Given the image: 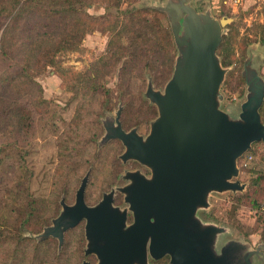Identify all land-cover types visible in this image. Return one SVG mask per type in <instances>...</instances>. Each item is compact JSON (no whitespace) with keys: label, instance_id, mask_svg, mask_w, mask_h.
I'll return each mask as SVG.
<instances>
[{"label":"rangeland","instance_id":"374dc122","mask_svg":"<svg viewBox=\"0 0 264 264\" xmlns=\"http://www.w3.org/2000/svg\"><path fill=\"white\" fill-rule=\"evenodd\" d=\"M165 2L0 0V264L97 263L95 256L84 255V221L64 233L61 245L41 235L60 214L61 200L74 203L86 175V205H96L113 190V205L124 209L118 189L129 183L125 173L150 174L136 161L120 160V141L102 139L119 109L122 129H135L143 138L157 117L145 97L147 86L163 92L179 56L161 11ZM188 5L214 20L230 19L216 53L219 63L227 64L220 63L225 74L219 108L237 119L248 94L247 72L264 81V0H188ZM138 10L163 27L155 42L152 37L144 45L133 31L118 36L121 26L112 30L113 23L129 21L125 11ZM236 166L232 181L243 190L209 193L208 207L196 216L224 229L215 242L217 253L236 241L241 254L259 250L262 255L251 257V264H261L264 143L252 144ZM158 264H170L169 258Z\"/></svg>","mask_w":264,"mask_h":264},{"label":"water","instance_id":"95a60500","mask_svg":"<svg viewBox=\"0 0 264 264\" xmlns=\"http://www.w3.org/2000/svg\"><path fill=\"white\" fill-rule=\"evenodd\" d=\"M161 11L167 15L179 56L163 92L147 86L145 97L155 105L157 117L143 138L135 129H122L119 109L115 125L104 126L102 139L120 141V160L138 162L150 176L125 173L129 183L118 191L127 208L120 209L113 205V190L96 205H86V175L74 203L61 200L60 214L41 236H51L61 245L64 233L84 221V255L95 256L96 264H148V258L164 256L170 264H251V257L262 255L259 250L241 254L243 246L229 241L217 253L215 242L224 229L203 224L196 213L208 207L211 192L243 190L244 185L232 179L238 175L237 160L252 144L264 143L258 112L264 81L255 71L247 72L246 100L237 119L230 118L219 108L225 71L216 55L230 19L217 21L208 12L197 13L188 0H166Z\"/></svg>","mask_w":264,"mask_h":264},{"label":"trees","instance_id":"16d2710c","mask_svg":"<svg viewBox=\"0 0 264 264\" xmlns=\"http://www.w3.org/2000/svg\"><path fill=\"white\" fill-rule=\"evenodd\" d=\"M24 1L31 2L32 0H24ZM14 2H15L14 3L15 5H18L20 3V0H14ZM67 6H71L72 8L76 7V5L73 4L72 2L71 3L68 2ZM153 11L155 13L158 12V11H155V9H153ZM142 13H145V12L142 10H138L135 12L134 11H127V12L125 11L123 14L128 15L129 21H127V22L130 23L131 26H129L127 24V22L120 24V21H119L118 23H113L112 30H114V29L116 30V29H118V26H121L120 30L117 31L118 36H120L122 32L133 31L137 37H142V41H143L144 45L147 43V40H150V38H152V37L154 38L153 42H155V40H157V38H158L157 36H160L162 33H164L163 27H161V25L158 23L159 21H157L155 19L148 21L146 19V17H144L142 15ZM135 15H136V17H135ZM116 36H117V34H116ZM121 39L122 38L118 37V40H119L118 42L120 44L122 42ZM223 40L224 39L222 37L219 47H222L221 45L223 44ZM111 46H113V45H111ZM131 46H134V44H132ZM216 53H217V51H216ZM251 57H252V55L250 56V60L248 61L247 64H251ZM220 63L224 67L227 66V64L223 60H221ZM258 112H259L260 120H261L262 124H264V101H263L262 105L260 106ZM167 259H168L167 256H164L159 261L150 260V264H158L160 261L164 262Z\"/></svg>","mask_w":264,"mask_h":264},{"label":"flooded vegetation","instance_id":"af4514ba","mask_svg":"<svg viewBox=\"0 0 264 264\" xmlns=\"http://www.w3.org/2000/svg\"><path fill=\"white\" fill-rule=\"evenodd\" d=\"M144 176H146V177H149L150 176V174H147V175H144ZM128 214H130V213H128ZM128 216V215H127ZM151 259V258H150Z\"/></svg>","mask_w":264,"mask_h":264}]
</instances>
